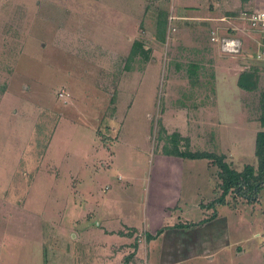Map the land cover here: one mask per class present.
<instances>
[{"label":"rangeland","instance_id":"374dc122","mask_svg":"<svg viewBox=\"0 0 264 264\" xmlns=\"http://www.w3.org/2000/svg\"><path fill=\"white\" fill-rule=\"evenodd\" d=\"M171 1L0 0V264H89L80 235L96 231V214L143 219V185L126 191L117 174H146L165 133L254 163L264 64L232 30L251 0H205L194 21L176 19ZM211 31L239 34L243 52L224 55ZM135 39L148 57L128 61ZM243 70L252 90L237 86ZM232 200L251 216L244 242L264 247V185ZM251 252L236 263L264 264Z\"/></svg>","mask_w":264,"mask_h":264},{"label":"crops","instance_id":"0c3cea01","mask_svg":"<svg viewBox=\"0 0 264 264\" xmlns=\"http://www.w3.org/2000/svg\"><path fill=\"white\" fill-rule=\"evenodd\" d=\"M203 1L172 0L171 14L176 19L194 21ZM178 12L187 15L181 17ZM153 155V165L140 179L128 178L122 172L117 174L126 191L135 183L143 185V219L96 214L91 220L96 231L80 235L81 239L89 238L93 248L94 257L89 264H237L239 259L245 261L249 249L255 256L253 259L263 262L264 247L259 241L248 247L240 234L239 226L246 218L250 221L251 216L233 202L234 192H229L223 203L215 202L221 193V181L217 175L219 169L211 160ZM185 162L204 163L209 170L207 177L194 168L186 170ZM251 165L256 167L255 157ZM231 167L240 171L243 165ZM157 230H161L159 235L146 239V234L155 235ZM126 257L128 261L124 263Z\"/></svg>","mask_w":264,"mask_h":264},{"label":"trees","instance_id":"16d2710c","mask_svg":"<svg viewBox=\"0 0 264 264\" xmlns=\"http://www.w3.org/2000/svg\"><path fill=\"white\" fill-rule=\"evenodd\" d=\"M245 1V0H242ZM159 31L164 30L163 22L159 21ZM161 41H164L163 36L160 38ZM144 48L140 40L135 39L131 45L127 60L130 61L134 57L139 56L143 59L148 57V52ZM258 68L253 67L252 72L256 74ZM246 71L239 73L237 77V86L243 90H252L255 88V83L246 84L245 77ZM260 115L258 118L260 129L255 133L254 139V156L257 160V165L254 167L251 164H244L242 170L238 171L231 167L230 163L226 161L224 154H217L209 151H192L189 149V138L184 137L178 132H173L171 134L160 135V139L164 141V144L161 147V153L164 155L176 156L180 158L188 159H200L206 158L213 162L218 167V177L220 179L219 187L221 193L219 197L215 200L216 203H223L225 197L229 192H234L235 196L233 199H236V195L250 201L254 198L255 194L258 193L259 189L264 185V88L260 93ZM161 132L164 133V128L160 127ZM182 143L183 149L179 147ZM192 224H186L190 226ZM161 230H157L155 235L146 234V239H152L159 235ZM128 257L125 258L127 263Z\"/></svg>","mask_w":264,"mask_h":264},{"label":"built area","instance_id":"2783aa9c","mask_svg":"<svg viewBox=\"0 0 264 264\" xmlns=\"http://www.w3.org/2000/svg\"><path fill=\"white\" fill-rule=\"evenodd\" d=\"M250 8L240 15L242 24L232 30L240 31L253 39L251 58L257 63L264 64V0H251ZM210 41L215 42L224 55L238 56L244 50L243 39L239 34H217L211 31Z\"/></svg>","mask_w":264,"mask_h":264}]
</instances>
